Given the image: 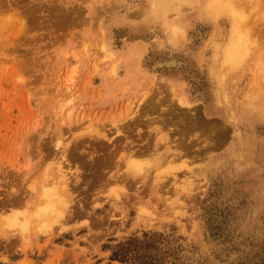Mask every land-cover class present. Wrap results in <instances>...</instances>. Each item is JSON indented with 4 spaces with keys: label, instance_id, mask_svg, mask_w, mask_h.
<instances>
[{
    "label": "rangeland",
    "instance_id": "1",
    "mask_svg": "<svg viewBox=\"0 0 264 264\" xmlns=\"http://www.w3.org/2000/svg\"><path fill=\"white\" fill-rule=\"evenodd\" d=\"M156 233L264 262V0H0V264Z\"/></svg>",
    "mask_w": 264,
    "mask_h": 264
},
{
    "label": "trees",
    "instance_id": "2",
    "mask_svg": "<svg viewBox=\"0 0 264 264\" xmlns=\"http://www.w3.org/2000/svg\"><path fill=\"white\" fill-rule=\"evenodd\" d=\"M162 234H146L145 239H130L112 247V258L130 264H164L170 250L161 247ZM264 264V262L262 263Z\"/></svg>",
    "mask_w": 264,
    "mask_h": 264
},
{
    "label": "bare ground",
    "instance_id": "3",
    "mask_svg": "<svg viewBox=\"0 0 264 264\" xmlns=\"http://www.w3.org/2000/svg\"><path fill=\"white\" fill-rule=\"evenodd\" d=\"M81 140V139H80ZM80 140H78L76 143H80ZM81 143H82V141H81ZM133 154V153H132ZM127 155V154H126ZM128 156V155H127ZM126 160H127V157H126ZM63 167L60 165L59 166V175H58V173L56 174L58 177H52V181L54 180L55 182H59L60 183V185L61 184H63L64 186H66L65 188L64 187H62V185H61V188H60V186H58L59 184H55V186H58L57 188H60V189H62V191H63V193H64V195L65 196H67L68 195V193H69V191L71 190V188L69 187L70 186V183H69V179H70V176H69V173H68V171L66 172L65 170H63L62 169ZM51 173V172H50ZM49 173H47L46 174V177H47V175H48ZM52 174V173H51ZM51 174H49V175H51ZM45 175V174H44ZM48 175V176H49ZM56 178H59V180H55ZM44 180H45V177H44ZM43 180V181H44ZM53 181V182H54ZM45 182V181H44ZM50 182V181H49ZM49 182H48V186H49ZM54 182V183H55ZM52 183V182H51ZM50 183V184H51ZM43 184H45V183H43ZM54 185H52V187H53ZM47 192V191H46ZM52 193V192H51ZM61 193V192H60ZM55 194V193H54ZM59 194V193H58ZM50 195H52V194H50ZM49 194H47V197H49L50 196ZM60 195V194H59ZM44 196V195H43ZM53 196V195H52ZM46 197V196H45ZM45 198V200H47L48 198ZM70 197V196H69ZM68 197V198H69ZM42 199H43V197H42ZM42 199H40V202H41V200ZM57 200V199H56ZM63 201V204H66L67 203V201L64 199V200H62ZM39 202V201H38ZM45 201L43 200V202H42V204L40 203H38L39 205H43V203H44ZM48 204V203H47ZM4 205V204H3ZM6 206V205H5ZM3 207V206H2ZM42 207H44V206H42ZM41 210V209H40ZM38 212V211H37ZM47 213H48V211H47ZM46 213V214H47ZM50 213H51V211H50ZM49 214V213H48ZM38 215V214H37ZM43 215V214H42ZM45 215V214H44ZM38 216H40V213H39V215ZM51 217V216H50ZM47 225V224H46Z\"/></svg>",
    "mask_w": 264,
    "mask_h": 264
}]
</instances>
